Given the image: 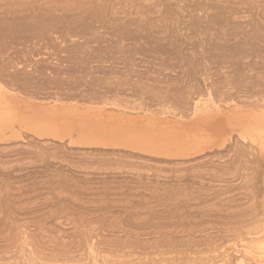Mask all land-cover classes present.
<instances>
[{"label": "rangeland", "instance_id": "374dc122", "mask_svg": "<svg viewBox=\"0 0 264 264\" xmlns=\"http://www.w3.org/2000/svg\"><path fill=\"white\" fill-rule=\"evenodd\" d=\"M19 1L0 0V16L9 8L17 13L5 18L22 14L19 6L30 0ZM31 1L33 9L21 11L34 14L32 23L39 17V28L0 30V71L17 69L12 72L24 79L20 89L12 83L7 91L21 105L128 117L148 109V116L175 125L200 123L209 143L203 155L184 158L69 144L26 129L12 141H0L1 264H22L21 253L30 256L34 239L49 259L73 253L83 263L100 252L92 263L264 264V93L245 95L240 91L250 80L224 78V62L233 60L239 37L248 36L250 58L263 53L264 26H256L262 16L255 18L252 3L244 4L238 14L243 17L224 20L216 15L218 7L231 0H98L100 11L91 6L97 0ZM43 10L56 19L41 24ZM201 117L207 119H196ZM25 234L32 239L28 253L20 249L29 240Z\"/></svg>", "mask_w": 264, "mask_h": 264}, {"label": "bare ground", "instance_id": "6f19581e", "mask_svg": "<svg viewBox=\"0 0 264 264\" xmlns=\"http://www.w3.org/2000/svg\"><path fill=\"white\" fill-rule=\"evenodd\" d=\"M24 1V0H22ZM29 1V0H28ZM36 1V0H35ZM45 1V0H44ZM228 1V0H227ZM16 2V1H15ZM18 2H20L18 0ZM26 2V1H25ZM24 2V5L26 6V3ZM37 2H39L37 0ZM47 2V1H46ZM45 2V3H46ZM99 2L100 1H95L91 4L93 11H100L99 9ZM261 2H264L263 0H231L230 4H224L222 2V4L218 7V13H216L217 16H222V18L224 20L226 19H233V18H239L241 15H238L240 13H243V11H241L242 8H245L244 7V4L245 5H248L250 3V6L252 5V7L254 8L255 10V13L256 16L255 18H259L258 16L260 15V17L262 16V18H259L261 19V21L259 20V22L256 20V22H258L256 24V26H264V3L261 4ZM12 3V2H11ZM32 1L30 0L29 3H27L28 5L26 7H30L31 8V4ZM14 4V3H13ZM16 4V3H15ZM31 4V5H29ZM37 4V3H36ZM233 4V6L231 5ZM235 4V5H234ZM7 5H10V4H7ZM6 5V7H7ZM18 5V4H17ZM20 5V4H19ZM43 5V4H41ZM47 5V4H46ZM23 6V5H22ZM25 6L23 7H20V8H24L25 9ZM37 6H39V4H37ZM48 6H52L51 4L48 5ZM6 7H4L6 9ZM12 7V6H10ZM17 7V6H16ZM35 7V6H34ZM41 8L43 6H40ZM38 7L37 9L39 10ZM47 7V6H46ZM1 8V7H0ZM9 8V7H8ZM40 8V10H41ZM50 8V7H48ZM52 8V7H51ZM3 9V8H2ZM1 9V10H2ZM13 9V8H12ZM17 9V11H18ZM23 9V10H24ZM33 9V7L31 8ZM36 9V7H35ZM259 9V10H258ZM262 9V10H261ZM7 10V9H6ZM6 10H2V12H5L4 14L7 15L8 12H16V8L15 10L13 9L11 11V8H9L7 11ZM10 10V11H9ZM22 10V9H21ZM21 10H19L18 12L19 13H22V14H15L12 15L8 18H5L4 17V14H2L1 17L0 16V30L2 32H8L9 29H12L11 27L12 26H18L19 25H29L28 27H30V30L33 31V29H37L39 28V23H38V20H39V17L37 21H33V23L31 22V19H34L36 17L33 18L34 14L32 13H23ZM27 10V12L29 11V9H25V11ZM37 10V11H38ZM47 10V9H46ZM46 10L43 12L44 16L40 19V21H44V23L42 22L41 24H45L46 22L49 23L51 21V19L53 18L54 20L56 19L55 17H48V15H46V13H50L49 11L46 12ZM53 10V9H52ZM21 11V12H20ZM33 11V10H32ZM31 11V12H32ZM51 11V10H50ZM7 12V13H6ZM33 12H36V10H34ZM52 13H54L53 11H51ZM103 11L100 12V14H102ZM1 13V11H0ZM17 13V12H16ZM39 13V12H38ZM41 13V11H40ZM254 13V14H255ZM11 14V13H10ZM259 14V15H258ZM54 15H56V13H54ZM53 15V16H54ZM37 16V14H36ZM239 16V17H238ZM41 17V16H40ZM243 17V16H241ZM240 17V18H241ZM57 18H60L57 17ZM61 19V18H60ZM37 23H38V27H37ZM46 23V24H47ZM51 23V22H50ZM45 24V25H46ZM238 24H242V23H239ZM53 25V24H52ZM50 24V26H52ZM44 26V25H43ZM23 27V26H21ZM20 27V29H21ZM27 27V26H26ZM49 27V26H48ZM16 29V27H14ZM43 28V27H42ZM46 29V28H45ZM39 31V30H38ZM22 32V30H21ZM25 32V31H23ZM36 32V31H35ZM2 33H0L1 35ZM20 34V33H19ZM25 34V33H24ZM22 36L21 34V37H24L25 36V39H26V34ZM35 35V34H34ZM4 36V35H3ZM2 37V35H1ZM30 37V36H29ZM28 37V38H29ZM32 37V36H31ZM248 36L245 35V37H239L237 42L234 44V46L236 47V52H234V55H233V60H226L224 62V64H226L224 67L225 68H229V70H227L225 72V76L224 78L227 79L229 77H234V76H238L241 78V80H250V81H247V82H250L252 83V85H250L248 87V89H242L240 92H242L243 94L245 95H248V96H252L254 94H262L264 93V65L263 66H260L261 63H264V45H262V47H260V51L263 52L262 54H260L258 56L257 59H254V58H250L249 57V50H250V47H248V45L250 44L249 42H247V39ZM24 39V38H23ZM32 39V38H31ZM29 38V40H31ZM19 41V40H18ZM22 41V39H21ZM27 41L24 42V44L26 43ZM21 43V42H20ZM21 45V44H20ZM25 46V45H24ZM9 61V60H8ZM1 62V61H0ZM11 62V61H10ZM231 62V63H229ZM6 63H9V62H6ZM2 64V63H1ZM5 64V63H3ZM11 64V63H9ZM8 64V65H9ZM13 64V63H12ZM229 64V65H228ZM17 65V63H16ZM4 66V65H3ZM2 66V67H3ZM12 66V65H11ZM1 67V66H0ZM10 67V66H9ZM15 67V66H14ZM19 67V66H18ZM8 67H6L5 69L7 70ZM16 68V67H15ZM234 68V69H233ZM21 69V68H19ZM9 70V69H8ZM17 70V69H16ZM16 70H9V71H5V72H2L0 71V141H12L13 139H15L17 136H21L20 134V131L23 129H26V130H29L30 132H32L33 134H35L36 136L38 137H47V136H50V137H55V138H59V139H62V138H67V142L69 144H77V145H105V146H120V147H125L126 149L129 148L130 151H134V150H137V151H144V152H147L148 154L149 153H152V154H155V155H158V156H165V157H190V156H194V155H203L204 154V151L205 149H207L208 147V144L209 143V139H208V134L207 132L205 131L204 127L200 124V123H195L194 120H192L193 122L190 124V125H175V124H172L171 122H168L167 120H164V119H156V118H152L150 116H148L147 113H149L148 109H144L146 110L145 113H143L142 115H136V116H122V115H100V114H95V113H92L90 111H84V110H78V109H72V108H65L63 110H56V108H48V109H43V108H39V107H31L29 106V104H23L21 105V100L17 98V94L13 95L10 93V92H7L9 89H11V86H14L17 85L19 86V84L22 83V80L24 79H21V78H18L17 75H15L14 72L12 71H16ZM22 70V69H21ZM20 70V71H21ZM4 71V69H3ZM19 72V71H18ZM30 72V71H29ZM28 72V73H29ZM232 72V73H230ZM21 73V72H20ZM27 73V72H26ZM33 73V72H32ZM35 73V72H34ZM39 73V72H38ZM41 73V72H40ZM17 74V73H16ZM44 74V72H43ZM230 74V75H229ZM22 75V74H21ZM24 75V74H23ZM42 78H44V76H42V74H40ZM39 75V76H40ZM25 76V75H24ZM29 76H30V73H29ZM38 76V77H39ZM49 76V75H48ZM26 77V76H25ZM35 77V75L33 76ZM27 78V77H26ZM25 78V79H26ZM32 78V77H31ZM47 78V77H46ZM52 78V77H51ZM57 79V78H56ZM234 79V78H233ZM30 80V78H29ZM33 80H35L33 78ZM38 78L35 80L37 81ZM48 80V79H47ZM53 80V79H52ZM51 80V81H52ZM32 81V79H31ZM42 81V80H41ZM57 81V80H56ZM25 83V81H23ZM30 82V81H28ZM27 82V83H28ZM236 82V81H234ZM13 83V84H12ZM17 83V84H16ZM26 83V84H27ZM38 83V82H37ZM40 83V81H39ZM38 83V84H39ZM45 83V82H43ZM43 83H42V86H43ZM49 83V82H48ZM46 83V84H48ZM61 83V82H60ZM263 83V84H261ZM30 84V83H28ZM41 84V83H40ZM50 84V83H49ZM56 85V84H55ZM64 85V84H63ZM25 86V85H24ZM34 86V85H33ZM44 86H46L44 84ZM43 86V87H44ZM58 86V85H57ZM9 87V88H8ZM30 87V86H29ZM42 87V88H43ZM49 87V86H48ZM52 87V86H50ZM60 87V86H59ZM13 88V87H12ZM15 88V87H14ZM17 88V87H16ZM20 89V86L18 87ZM23 88V87H22ZM33 88V87H32ZM39 88V86H38ZM41 88V86H40ZM54 88V86L52 87ZM65 88V87H63ZM105 88V87H104ZM44 89V88H43ZM61 89V88H60ZM67 88H65L66 90ZM18 90V89H17ZM23 90H26L23 88ZM21 90V91H23ZM34 90V88H33ZM32 90V91H33ZM36 90V89H35ZM49 90V89H48ZM57 90V89H56ZM63 90V89H62ZM61 90V91H62ZM80 90V89H79ZM97 90V89H96ZM112 90V89H110ZM10 91V90H9ZM27 91V90H26ZM25 91V92H26ZM29 91V90H28ZM42 91V90H41ZM47 91V90H46ZM45 91V93H46ZM53 91V90H52ZM60 91V90H59ZM68 91V90H67ZM18 92V91H17ZM24 92V93H25ZM35 92V91H34ZM38 92V91H37ZM64 92V91H63ZM100 92V91H99ZM107 92V91H106ZM132 92V91H131ZM209 92V91H208ZM13 93V92H12ZM23 93V92H22ZM32 93V92H31ZM40 93V92H39ZM43 93V92H42ZM54 93V92H53ZM58 93V92H57ZM74 93V92H73ZM78 93V92H77ZM135 93V92H134ZM230 93V92H228ZM27 94V93H26ZM29 94V93H28ZM37 94V93H36ZM35 94V95H36ZM48 94H51V93H48ZM76 93L72 94V95H75ZM83 94V93H82ZM92 94V93H91ZM133 94V93H132ZM210 93H208L209 95ZM24 95V94H23ZM22 95V96H23ZM30 95V94H29ZM32 95V94H31ZM40 95V94H39ZM45 96V94H43ZM62 95V94H61ZM76 95H79V94H76ZM84 95V94H83ZM86 95V94H85ZM84 95V96H85ZM102 95V94H101ZM110 95V94H109ZM230 95V94H229ZM48 96V95H47ZM55 96V94H54ZM59 96V94H58ZM67 96V95H66ZM81 96V95H80ZM93 96V95H92ZM41 97V96H40ZM79 97V96H78ZM108 97V96H107ZM34 98V97H33ZM43 98V97H42ZM65 98V97H64ZM69 98V97H68ZM77 98V97H76ZM89 98V97H88ZM52 99V98H50ZM63 99V98H62ZM67 99V98H66ZM81 99V98H80ZM111 99V98H110ZM113 99V98H112ZM58 100V99H57ZM72 100V99H70ZM78 100V99H77ZM90 100V99H89ZM99 101V100H98ZM105 101V100H104ZM121 101V100H120ZM129 101V100H128ZM263 101V100H262ZM96 102V101H95ZM140 102V101H139ZM175 102H177L175 100ZM195 102V101H194ZM23 103V102H22ZM120 103V102H119ZM119 103L117 104L119 106ZM142 103V101H141ZM197 103V102H196ZM263 103V102H262ZM136 104V103H134ZM140 104V103H139ZM126 105V104H125ZM193 105V106H192ZM190 106V109H191V112H190V115L192 114V116L195 114V106H194V103H190L189 104ZM192 106V108H191ZM121 107V106H120ZM124 108V107H123ZM62 109V108H61ZM135 109V108H133ZM200 110V109H199ZM259 110V109H258ZM199 113V112H198ZM246 113V112H245ZM159 114V113H158ZM171 114V113H170ZM262 116V115H261ZM196 119H200L198 121H204L206 120L207 118L206 117H201V118H196ZM240 128V127H239ZM28 131V132H29ZM26 134V133H25ZM23 135V133H22ZM27 135V134H26ZM28 136V135H27ZM34 136V135H33ZM22 139V138H21ZM31 140V139H30ZM18 141V140H17ZM16 141V142H17ZM20 141V140H19ZM24 142V141H23ZM28 142V141H27ZM33 142V141H32ZM35 142V141H34ZM37 142V141H36ZM53 142V141H52ZM1 143V142H0ZM12 143V142H11ZM21 143V142H20ZM37 144V143H36ZM53 144V143H52ZM51 144V145H52ZM25 145V144H24ZM59 145V144H58ZM63 144H61L62 146ZM3 147V145H1ZM28 146V145H27ZM60 146V145H59ZM20 147V146H19ZM23 147V146H22ZM55 147V146H54ZM67 147V145H66ZM71 147V146H70ZM80 147V146H79ZM89 147V146H87ZM95 147V146H94ZM104 147V146H103ZM102 147V148H103ZM53 148V147H52ZM63 148V147H62ZM65 148V147H64ZM75 148V147H74ZM56 149V148H55ZM106 149V148H105ZM114 149V148H113ZM119 149V148H118ZM3 150V149H2ZM46 150V149H45ZM50 150V149H49ZM48 150V152H49ZM54 150V149H53ZM91 150H94V149H91ZM101 150V149H100ZM11 151V150H10ZM38 151V150H37ZM60 151V150H59ZM70 151V150H69ZM78 151V150H77ZM88 151V150H86ZM96 151V150H95ZM120 151V150H118ZM20 152V151H19ZM23 152V150H22ZM26 152V151H25ZM67 152V151H66ZM80 152V150H79ZM85 152V151H84ZM91 152V151H90ZM103 152V151H102ZM106 152L108 153L109 152V149L108 151L106 150ZM105 152V154H106ZM122 152V150L120 151ZM144 152H140V153H144ZM38 153V152H37ZM45 153V152H44ZM55 153V152H54ZM111 154V151L109 152ZM124 153V152H123ZM126 153V152H125ZM40 154V153H39ZM53 154V153H52ZM57 154V153H56ZM71 154V153H69ZM68 154V155H69ZM92 154V153H90ZM97 154V153H96ZM95 154V155H96ZM100 154H102L100 152ZM115 154V153H114ZM117 154V153H116ZM120 154V153H118ZM146 154V153H145ZM46 155V153L44 154ZM43 155V156H44ZM50 155V154H49ZM54 155V154H53ZM61 155V154H60ZM64 155V154H63ZM66 155V154H65ZM74 155V154H72ZM85 155V154H84ZM83 155V156H84ZM51 156V155H50ZM80 156V155H79ZM37 157V156H36ZM40 157V156H39ZM52 157V156H51ZM60 157V156H59ZM62 157V156H61ZM70 157V156H68ZM78 157V156H77ZM98 157V156H97ZM117 157V156H116ZM45 158V156H44ZM47 158V157H46ZM96 158V157H95ZM126 158V157H124ZM83 159V157H82ZM97 159V158H96ZM106 159H107V156H106ZM114 159V158H112ZM122 159V158H121ZM42 160V159H41ZM48 160V159H47ZM70 160V159H69ZM73 160V159H72ZM92 160V159H91ZM99 160V159H97ZM101 160V159H100ZM1 161V160H0ZM50 161V159H49ZM52 161V160H51ZM58 161V160H57ZM77 161V159H76ZM95 161V160H94ZM106 161V160H105ZM118 161V160H117ZM120 161V160H119ZM122 161V160H121ZM53 162V161H52ZM79 162V161H78ZM108 162V160H107ZM112 162V161H111ZM5 163V162H4ZM48 163V162H47ZM93 163V162H91ZM90 163V164H91ZM44 164V163H43ZM42 164V165H43ZM61 164V163H60ZM70 164V163H69ZM75 164V163H74ZM77 164V163H76ZM89 164V165H90ZM62 165V164H61ZM93 165V164H92ZM91 165V166H92ZM99 165V164H98ZM101 165V164H100ZM103 165V164H102ZM106 165V164H105ZM108 165H110V162L108 163ZM39 166V165H38ZM78 166V165H77ZM61 168V167H60ZM64 168V167H63ZM66 168V167H65ZM99 168V167H98ZM101 168H106V167H101ZM108 168H111L110 166ZM42 169V168H41ZM47 169V168H46ZM57 169V168H56ZM92 169V168H91ZM90 169V171H91ZM40 170V169H39ZM63 170V169H61ZM75 169H73L74 171ZM83 170V169H82ZM81 170V171H82ZM50 171V169H49ZM53 171V170H52ZM57 171V170H56ZM59 171V170H58ZM78 171V170H76ZM89 171V172H90ZM93 171V170H92ZM4 172V171H3ZM60 172V171H59ZM68 172V171H67ZM104 172V171H103ZM128 172V171H127ZM7 173V172H6ZM46 173V172H45ZM44 173V174H45ZM54 173V172H52ZM94 173V172H93ZM105 173V172H104ZM48 174V173H47ZM70 174V173H69ZM82 174V173H81ZM99 174V173H98ZM27 175V174H26ZM53 175V174H52ZM58 175V174H57ZM64 175V174H63ZM72 175V174H71ZM83 175V174H82ZM118 175V174H117ZM60 176V175H59ZM67 176V175H66ZM69 176V175H68ZM80 176V175H78ZM93 176V175H92ZM47 177V176H46ZM45 177V178H46ZM56 177V176H55ZM65 177V176H63ZM74 177V175H73ZM81 177V176H80ZM89 177V176H88ZM100 177V176H99ZM53 178V177H52ZM59 178V177H58ZM61 178V176H60ZM82 178V177H81ZM105 178V177H104ZM107 178V177H106ZM3 179H5V177H3ZM50 179V178H49ZM54 179V178H53ZM57 179V178H56ZM65 179V178H64ZM70 179V178H69ZM68 179V180H69ZM79 179V178H78ZM87 179V178H86ZM95 179V178H94ZM118 179V178H116ZM124 179V178H123ZM66 180V179H65ZM73 180V179H71ZM92 181V179H90ZM89 180V181H90ZM108 180V179H107ZM4 181V180H3ZM53 181V180H52ZM59 181V180H58ZM2 182V181H1ZM73 182H75V179L73 180ZM97 182V181H96ZM108 182V181H106ZM7 183V182H5ZM81 183V182H80ZM84 182H82L83 184ZM122 183V182H121ZM129 183V182H128ZM132 183V182H131ZM57 184V183H55ZM68 184V183H67ZM88 183H86L87 185ZM93 184V183H92ZM98 184V183H96ZM104 184V183H102ZM130 184V183H129ZM85 185V183H84ZM89 185V184H88ZM118 185V184H117ZM123 185V184H122ZM128 185V184H127ZM134 185V184H133ZM63 186V185H62ZM69 186H70V182H69ZM74 186L76 187L75 183H74ZM120 186V185H119ZM129 186V185H128ZM55 187V186H54ZM88 187V186H87ZM112 187V186H111ZM130 187V186H129ZM143 187V186H141ZM82 188H83V185H82ZM106 188V187H105ZM146 188V187H145ZM154 189V188H153ZM136 190V189H135ZM166 192V191H165ZM10 193V192H8ZM160 193V192H159ZM71 197V196H70ZM2 198V197H1ZM11 198V197H10ZM13 199V198H12ZM16 202V201H15ZM12 206V205H11ZM13 208V207H12ZM1 214V213H0ZM1 223V221H0ZM74 228V227H73ZM26 229V228H25ZM79 229V228H78ZM91 229V228H90ZM89 229V230H90ZM22 230V229H21ZM29 230V229H28ZM83 230V228H82ZM30 231V230H29ZM33 231V230H32ZM80 231V230H79ZM87 231V230H86ZM97 231V230H96ZM26 232V231H25ZM34 232V231H33ZM88 232V231H87ZM82 233V232H81ZM101 233V232H100ZM24 234V233H23ZM36 234V233H35ZM83 234V233H82ZM82 234H78L79 237H81ZM87 234V233H86ZM104 234V233H103ZM20 235V234H19ZM18 235V236H19ZM27 234H25L26 236ZM22 236V235H21ZM24 237V240H27L29 239V234L27 237V239H25L26 237ZM69 236V235H68ZM22 237V238H23ZM36 237V236H35ZM89 237V236H88ZM32 238V237H30ZM38 238V237H36ZM74 238V237H73ZM83 238V236H82ZM85 238V237H84ZM83 238V239H84ZM40 239V238H39ZM38 239V241H39ZM71 239V238H70ZM69 239V240H70ZM88 239V238H87ZM17 240H18V237H17ZM20 240V239H19ZM23 240V241H24ZM31 240V241H30ZM35 240V239H34ZM34 240H33V243H34ZM76 240V238H75ZM78 240H80V238H78ZM90 240V238H89ZM37 241V242H38ZM41 241V240H40ZM81 241V240H80ZM84 241V240H83ZM85 241H87L85 239ZM84 242H81L80 244H83L85 243ZM32 243V239H29L28 241H24L25 245H21L22 248H20V243L17 245V249L18 247L21 249V250H24V251H21L20 249L18 251H16V254L20 253L21 252H27L28 251L26 250L28 246H32V245H35L33 246L35 248V250L37 249V253L34 251L33 247H31L32 251L30 250V253L32 254H28L30 256H27L26 254H23L21 253V255H25L26 257L21 259L22 261V264L23 262L26 260L28 263L26 264H69V262L67 263V261H70V263L74 262V261H78L80 256H78L77 254L76 255H69L66 254V256H63V258H60V259H54V258H51L49 259L48 255H46L45 253H43L44 251H42L40 249V247H38V245H36L35 243L32 245L30 243ZM36 242V240H35ZM72 242V241H71ZM79 242V241H78ZM91 242L93 243L91 240L88 241V243ZM162 242V241H161ZM23 243V242H22ZM27 243V244H26ZM42 243H45L42 241ZM87 243V245H88ZM89 244V246L87 248L90 249L91 246H93L92 244ZM30 244V245H29ZM62 244V243H61ZM70 244V242H69ZM79 244V243H78ZM28 245V246H26ZM43 245V244H42ZM44 245H47V244H44ZM55 245V244H54ZM60 245V243H59ZM58 245V246H59ZM65 245V243L63 244V246ZM67 245V244H66ZM65 245V246H66ZM25 246V249L24 247ZM49 246H52V245H48ZM64 246V247H65ZM68 246H72L71 245H68ZM74 246V245H73ZM80 246V245H79ZM167 246V245H166ZM28 247V248H30ZM38 247V248H37ZM53 247V246H52ZM44 248V246H43ZM59 248V247H58ZM62 248V247H60ZM94 249V246L91 247V250ZM96 248V247H95ZM157 248V247H156ZM45 249V248H44ZM64 249V248H63ZM67 249V248H65ZM70 249V248H69ZM68 249V250H69ZM74 249V248H71V250ZM76 249V248H75ZM88 249V250H89ZM16 250V249H15ZM14 250V251H15ZM56 250H57V246H56ZM60 250V249H59ZM58 250V251H59ZM79 250V249H78ZM167 250V249H166ZM12 251V252H14ZM34 251V252H33ZM40 251V252H39ZM41 251H42V254H41ZM49 251V250H48ZM46 251V252H48ZM51 251V250H50ZM66 251V250H64ZM77 251V250H76ZM18 252V253H17ZM52 254L53 251H51ZM50 252V253H51ZM60 252H62L60 250ZM60 252H56L58 254H61ZM67 252V251H66ZM72 252V251H71ZM75 252V251H74ZM9 253V252H8ZM7 253V254H8ZM35 253V255L33 254ZM40 253V255L38 254ZM69 253V251L67 252ZM100 252H97L98 255H93L91 254L90 256H88V261L87 263L84 262L85 264H96V263H92L96 257H101L102 254H99ZM259 253V252H258ZM44 254V255H43ZM51 254V255H52ZM75 254V253H74ZM261 254V253H259ZM12 255V254H11ZM64 255V253H63ZM225 255V254H224ZM9 256V255H8ZM56 256V255H55ZM58 256V255H57ZM62 256V255H61ZM21 257V256H20ZM20 257L18 258V260L20 259ZM82 257V256H81ZM171 257V256H170ZM1 258V257H0ZM10 258V257H9ZM8 258V260H10ZM13 259V258H12ZM15 259H16V256H15ZM13 259V260H15ZM83 259H84V256H83ZM104 259V258H103ZM102 259V260H103ZM3 260V259H2ZM7 260V261H8ZM24 260V261H23ZM105 260V259H104ZM135 260V259H134ZM139 260V259H138ZM144 260V259H143ZM17 260H15L16 262ZM81 260H79L80 262ZM84 261V260H83ZM129 261V260H128ZM78 262V263H79ZM106 262V261H105ZM127 262V261H126ZM139 262V261H138ZM5 263V262H4ZM16 263H20V260ZM76 263V262H74ZM73 263V264H74ZM83 263L82 261L79 263L81 264ZM83 263V264H84ZM104 263L103 262H100V263H97V264H102ZM107 263V262H106ZM121 263V262H120ZM132 263V261H131ZM1 264V262H0ZM12 264V263H11ZM13 264H15L13 262ZM107 264H110V263H107ZM112 264V263H111ZM115 264V263H114ZM118 264V263H117ZM129 264V263H128Z\"/></svg>", "mask_w": 264, "mask_h": 264}]
</instances>
